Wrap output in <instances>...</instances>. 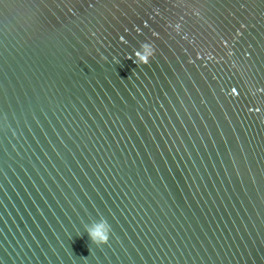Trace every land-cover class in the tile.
Instances as JSON below:
<instances>
[{
    "label": "water",
    "instance_id": "water-1",
    "mask_svg": "<svg viewBox=\"0 0 264 264\" xmlns=\"http://www.w3.org/2000/svg\"><path fill=\"white\" fill-rule=\"evenodd\" d=\"M0 264H264V0H0Z\"/></svg>",
    "mask_w": 264,
    "mask_h": 264
},
{
    "label": "clouds",
    "instance_id": "clouds-1",
    "mask_svg": "<svg viewBox=\"0 0 264 264\" xmlns=\"http://www.w3.org/2000/svg\"><path fill=\"white\" fill-rule=\"evenodd\" d=\"M89 234L93 240H96L98 242H103V243L108 242L107 237L102 234L100 228H96V229L90 231Z\"/></svg>",
    "mask_w": 264,
    "mask_h": 264
}]
</instances>
